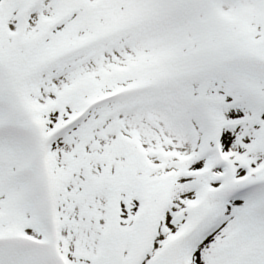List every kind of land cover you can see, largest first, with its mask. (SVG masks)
<instances>
[{"label":"snow or ice","instance_id":"snow-or-ice-1","mask_svg":"<svg viewBox=\"0 0 264 264\" xmlns=\"http://www.w3.org/2000/svg\"><path fill=\"white\" fill-rule=\"evenodd\" d=\"M0 264H264V0H0Z\"/></svg>","mask_w":264,"mask_h":264}]
</instances>
